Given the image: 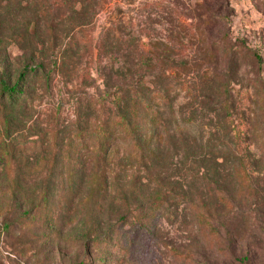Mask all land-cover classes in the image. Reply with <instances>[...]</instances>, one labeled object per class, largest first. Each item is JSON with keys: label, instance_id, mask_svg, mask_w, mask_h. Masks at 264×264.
<instances>
[{"label": "rangeland", "instance_id": "rangeland-1", "mask_svg": "<svg viewBox=\"0 0 264 264\" xmlns=\"http://www.w3.org/2000/svg\"><path fill=\"white\" fill-rule=\"evenodd\" d=\"M194 1L0 0V76L14 85L25 68L35 73L20 83L24 101L0 105L12 148L7 166L0 145V264H92L85 236L110 229L121 240L126 207L150 214L158 195L166 203L129 264H264V0H226L221 27L202 24ZM115 25L163 44L161 61L154 45L142 66L134 45L105 41ZM124 51L126 72L116 71L111 58ZM145 68L150 90L169 100L147 170L67 163L75 133L114 111ZM126 242L107 264H119Z\"/></svg>", "mask_w": 264, "mask_h": 264}, {"label": "trees", "instance_id": "trees-1", "mask_svg": "<svg viewBox=\"0 0 264 264\" xmlns=\"http://www.w3.org/2000/svg\"><path fill=\"white\" fill-rule=\"evenodd\" d=\"M226 0H222V4L218 0H195L194 5L202 11L200 15H203L202 24L210 26L221 27L227 22V15L225 13L226 6L224 4ZM157 8L161 7V11H166L167 6L155 3ZM155 4L153 7L155 8ZM224 4V5H223ZM149 6L146 5L144 8L147 9ZM174 11V9L170 10ZM183 13L174 14L175 23L180 29H185L189 24L187 23L186 17H182ZM115 28H109L105 33V41H109L112 37L115 42L119 43L120 46L134 45V49L138 53L137 60L139 65L148 64V57L153 52L152 48L155 46V59L161 61V46L154 42V44L145 43L142 39H139L135 34L134 29L125 28L124 34L121 31V27L115 25ZM189 30H192L189 28ZM187 31V30H185ZM123 34V35H122ZM24 38V37H23ZM222 42L225 40L224 37L220 38ZM134 43V44H133ZM226 43V41H225ZM224 43V44H225ZM154 45V46H153ZM160 46V47H159ZM153 53V55H154ZM125 51L122 55L114 59V66L116 71H124L127 67ZM152 58V57H151ZM147 66V65H146ZM25 68L19 73L18 80L14 85L8 84L0 76V105L17 106L19 98L23 96V101L28 93H19L20 83L24 79L29 78V74L35 76L34 71L29 68ZM165 74V71L163 72ZM126 81L128 85L125 98L118 97L117 101L114 102L112 112L102 115L93 121H87L84 128L79 129L78 132L72 137L69 145L67 146V163L76 164L79 161L86 162L92 168V171H111L112 168L119 163H125L126 165L138 170H147L152 160V144L158 142L162 137L160 129L163 128L165 123L163 122L162 115L164 116V108L169 105L167 95H162L159 91H152L149 88L147 82L146 68L143 72L134 78ZM104 105L111 106L110 103H103ZM109 111V109H108ZM8 121L5 117L0 114V145L2 146L3 154L2 158L5 164L8 166L9 160L8 153L5 151L11 150L10 145H5L8 135ZM177 132H180L178 129ZM235 136H239L235 133ZM10 144V143H9ZM5 146V147H4ZM1 150V148H0ZM6 152V153H5ZM5 153V154H4ZM166 200L161 195H158L153 201L151 213L149 214L146 210V206L143 203H135V207H126L128 212L126 217L122 220L127 221L130 217V229H122L119 231L118 240L114 243L115 237L110 236V229L105 230L101 237L97 232L92 236H85L89 245L86 248L89 250L90 255L97 252L94 257L92 264H107V251L112 246L117 249H123L121 242L127 240L128 249L125 254H121L123 257L120 259L119 264H129L133 261L134 252L137 247L144 248L149 241L151 232L147 229V220H150L151 215L154 211L159 210L163 207ZM171 206V203H170ZM199 224L201 230L205 232V235H213L215 227L207 221L206 214L204 212H198ZM84 236V234H83ZM88 244V243H87ZM133 251V253H130ZM126 255V256H125ZM183 261L187 262L186 257H182ZM137 264V263H136ZM138 264H144L141 260ZM189 264H192L191 261Z\"/></svg>", "mask_w": 264, "mask_h": 264}]
</instances>
